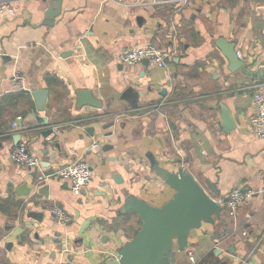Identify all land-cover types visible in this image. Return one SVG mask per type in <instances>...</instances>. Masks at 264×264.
Wrapping results in <instances>:
<instances>
[{
    "label": "crops",
    "instance_id": "0c3cea01",
    "mask_svg": "<svg viewBox=\"0 0 264 264\" xmlns=\"http://www.w3.org/2000/svg\"><path fill=\"white\" fill-rule=\"evenodd\" d=\"M52 1L11 0L16 14L0 13V264L117 258L141 225L136 214L118 213L125 196L161 206L173 195L151 168L152 156L170 171L190 172L216 200L234 187L254 192L234 217L224 208L213 224L191 230L184 250L174 242L161 264H239L249 252L246 264H264V138L249 125L252 85L264 80L259 2L60 0L53 22L44 23ZM220 40L235 44L249 77L227 69ZM147 45L171 50L164 68L120 62L124 48ZM16 72L23 76L18 88ZM38 89L48 90L43 111L31 95ZM81 89L102 107L77 108ZM225 109L234 124L229 130ZM48 127L54 133L44 138ZM18 133L38 167L10 158ZM79 158L93 172L79 194L56 178L36 184L38 174ZM22 182L31 188L27 196L15 193ZM45 185L47 194L39 191ZM52 204L66 210L67 224L52 220Z\"/></svg>",
    "mask_w": 264,
    "mask_h": 264
},
{
    "label": "water",
    "instance_id": "95a60500",
    "mask_svg": "<svg viewBox=\"0 0 264 264\" xmlns=\"http://www.w3.org/2000/svg\"><path fill=\"white\" fill-rule=\"evenodd\" d=\"M59 5L60 0H54L49 4L45 10L44 23L53 22V18L59 12ZM217 46L227 59V69L230 72L241 69L244 76H250L249 70L245 68V63L237 57L234 43L227 44L224 40H220L217 42ZM143 62L148 64L146 60ZM31 95L36 110L43 111L48 90H33ZM75 95L77 108L83 106L102 107V102L93 96L91 90H77ZM221 116L225 129H232L234 124L229 111L223 110ZM42 120L40 122L45 121L44 118ZM112 125L113 121L106 124L104 128ZM86 130L91 134H94L95 131L94 127H87ZM51 133H54L52 127L45 128L41 132L44 138H47ZM53 135L49 139L51 142L56 140V134ZM16 139L15 144L21 140L19 133L16 135ZM55 147L58 148L57 142H55ZM149 163L158 178L173 189V195L161 206L151 205L132 194L126 195L118 213L121 215L136 214L141 220V225L134 231L133 237L118 249V257L108 259L102 264H161L174 242L177 243L180 250H184L189 244L188 236L191 230L200 228L203 223L213 224L215 218H221L223 206L190 172L184 171L182 168L170 171L161 167L153 156L149 157ZM205 185L210 190H214L208 181H205ZM30 191L31 188L27 182H22L15 188V193L21 196L29 195ZM39 191L47 194L48 186H43ZM220 264H227V262L223 261Z\"/></svg>",
    "mask_w": 264,
    "mask_h": 264
},
{
    "label": "built area",
    "instance_id": "2783aa9c",
    "mask_svg": "<svg viewBox=\"0 0 264 264\" xmlns=\"http://www.w3.org/2000/svg\"><path fill=\"white\" fill-rule=\"evenodd\" d=\"M174 2H183L186 0H169ZM259 2V8L264 13V0H256ZM0 13L4 15L16 14V9L13 6L11 0H0ZM171 55V50L167 48H157L151 45L147 46H133L124 48L119 54V60L125 65H133L147 61L148 64L164 68L167 64V60ZM240 57V54L237 53ZM13 84L15 87H21L23 82V76L16 72L13 75ZM253 89V101L254 111L249 119L250 129L253 133L259 137L264 138V80L255 82L252 85ZM11 128H16L15 121L11 123ZM92 148V147H91ZM10 158L19 166L33 169L39 166V159L29 152L27 147V141L20 140L16 143L15 147L10 152ZM92 169L89 162L84 158H79L71 164L55 170L52 173L44 174L40 173L37 176L36 184L40 185L51 178L64 180L67 182L70 191L74 194H79L85 186L92 179ZM254 192L247 188L234 187L230 190L229 194L224 200H218L220 204L225 208L228 216L234 217L241 204L251 197ZM49 214L52 220L61 225H65L69 222L70 216L66 210L59 205L52 204L48 206ZM262 237H264V230ZM252 252H249L244 258L239 261V264H246L250 259ZM188 259L194 262V256L192 252L187 253ZM54 264H73L66 260H58Z\"/></svg>",
    "mask_w": 264,
    "mask_h": 264
}]
</instances>
